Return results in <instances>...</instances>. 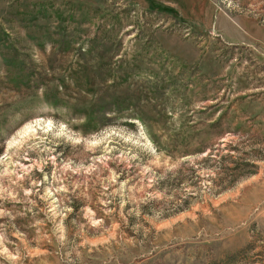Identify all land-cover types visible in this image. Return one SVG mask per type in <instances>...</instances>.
<instances>
[{
    "label": "rangeland",
    "instance_id": "rangeland-1",
    "mask_svg": "<svg viewBox=\"0 0 264 264\" xmlns=\"http://www.w3.org/2000/svg\"><path fill=\"white\" fill-rule=\"evenodd\" d=\"M0 264H264V0H0Z\"/></svg>",
    "mask_w": 264,
    "mask_h": 264
}]
</instances>
